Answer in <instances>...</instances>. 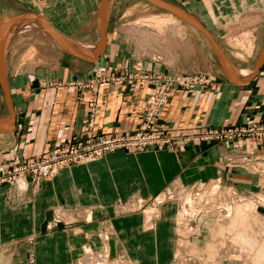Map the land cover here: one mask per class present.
I'll list each match as a JSON object with an SVG mask.
<instances>
[{
	"label": "crops",
	"instance_id": "obj_1",
	"mask_svg": "<svg viewBox=\"0 0 264 264\" xmlns=\"http://www.w3.org/2000/svg\"><path fill=\"white\" fill-rule=\"evenodd\" d=\"M123 1L0 0V165L16 158L29 162L74 137L84 138L92 93L71 82L87 80L102 66L113 80L99 88L95 134L122 136L141 128L159 87L152 76L180 69L144 61L133 44L139 28L136 33L129 28L133 24L126 21L125 12L119 23L113 22ZM159 1L200 21L236 68L239 82L228 76L216 55L215 64L203 72L211 84L175 87L161 111L157 128L175 141L172 148L118 150L63 166L37 189L32 183L27 188L23 183L4 187L0 264H83L86 249L105 254L102 264H178L179 202L149 206L155 210L151 222L146 212L135 211L138 202L200 183L226 185L254 201L264 196V139L228 144L196 140L207 129L264 121V0ZM145 3L165 10L137 0L128 11L143 10ZM168 12L174 17L164 23L188 24ZM253 18L256 22L249 21ZM230 27L236 28V40L243 41L244 32L254 34L250 51L237 47L227 54L223 42L236 41L228 39ZM201 40L199 51L204 55L207 43ZM137 62L142 72L135 71ZM130 73L148 78L133 80ZM125 207L135 210L123 214ZM260 212L264 217V208ZM212 221L203 227L201 249L211 239ZM231 230L221 232L222 242ZM222 242L215 246L218 251L224 249ZM218 251L211 257L217 258ZM226 255L219 262L237 264L239 259Z\"/></svg>",
	"mask_w": 264,
	"mask_h": 264
},
{
	"label": "rangeland",
	"instance_id": "obj_2",
	"mask_svg": "<svg viewBox=\"0 0 264 264\" xmlns=\"http://www.w3.org/2000/svg\"><path fill=\"white\" fill-rule=\"evenodd\" d=\"M136 1L137 0H124L122 4L115 9L113 13V22L119 23L121 16L123 17V13L125 12L127 16L125 18L127 19L126 21L129 23L132 22L133 24V26L129 28H132L134 33H136V29L139 28V31L137 32L138 36L133 40V44L136 45L138 49L144 54V61L159 63L162 66L170 64L171 66L180 69V71L176 72L175 74H157L152 76V81H157L160 84L164 80L171 79L175 82V84L179 85V83L185 79L191 80V87L195 85L211 84V79L203 72L206 70L208 71L211 65L215 64L217 59L213 47L207 37L198 31L196 32V30H194L195 27L190 26V28L188 24L181 20L180 21L182 22V25L179 23L174 24L173 21L164 23L163 20H167V18L172 19L174 16L168 11L161 9L159 10L146 3L143 10L140 9L138 11L133 10V12H129V6ZM249 21L256 22V19L253 18ZM241 23H243V21H241ZM243 24L246 26L249 25L246 23ZM235 29L236 28L233 27L229 28L230 33L228 39L230 37H233L235 40L239 38L238 34L235 32ZM247 32L248 33L244 32L243 34V41L236 40L235 42H229L227 44L223 42L227 54L232 52V50L233 52H236L238 48L250 51V49L253 47L252 40L254 38V34L251 31ZM200 40H204L205 43H207L206 53H204V55H201L199 51ZM239 57L243 58L242 55H239ZM233 60H235V62H242L240 58H233ZM249 61L251 64H254L256 60L253 58L249 59ZM142 66L143 65H141V62H137L136 66L134 67L135 71L142 72ZM194 67L200 68L201 72L194 74L187 72L189 69ZM131 74L135 75L133 73H130L129 75ZM142 76L143 73L141 74V77ZM143 77L148 78V76ZM149 78L151 80V77ZM208 81L209 83H206ZM178 85L175 87H178ZM160 133L171 140L172 146L163 145L157 148L149 147L141 149L140 151L164 147L172 148L175 144V141L166 136L163 131H160ZM199 136L196 139L197 141H201L199 140ZM234 142L235 141L232 143ZM208 143L219 144L215 142ZM258 200L259 201H254L247 199L244 196H240L234 189H229L226 185H220L219 183H213L211 185L200 183L194 184L191 187H187L185 189H178L176 191L173 190V192L170 191V193H167V196L161 195L157 199H153L151 201L144 200L138 202L136 205V210L133 208L130 211L129 208L125 207L121 210V212H123V214L125 212H133V210L146 212L149 222H151L154 219L152 215H154L155 210L149 206L153 207L155 204L161 205L167 201H178L180 205V210L176 218L177 233L179 236L177 249V258L179 260L178 264H184V262H187L188 264H222V261L219 262V260L225 259V253L227 252L228 254V251H231V249L234 247V242L231 240L230 233L226 235V238L222 242L221 231L228 230L229 228L231 229L233 221L235 222L238 218V223L242 224L240 220L242 219V216H237V219L235 218V213L238 210L246 211V213H254V216H258V214L255 213L257 210L259 215L262 216L260 211L261 208H264V196H260ZM244 218L245 217H243V219ZM262 218L264 219L263 216ZM209 220H213L209 228L211 231V239L207 242L206 247L201 249L199 242L204 241L205 243L204 235H202L203 227ZM250 221L251 220H249V222ZM221 242L222 246L224 245V249H219L218 257L212 258L211 252L215 251L214 247L219 245ZM85 252L86 257L84 256L82 260L83 264H93V262L96 264H102L106 259L105 254H97L91 249H86ZM242 262L237 260V262L234 263L243 264Z\"/></svg>",
	"mask_w": 264,
	"mask_h": 264
},
{
	"label": "built area",
	"instance_id": "obj_3",
	"mask_svg": "<svg viewBox=\"0 0 264 264\" xmlns=\"http://www.w3.org/2000/svg\"><path fill=\"white\" fill-rule=\"evenodd\" d=\"M107 70L102 66L97 68L87 80L71 82L72 85L92 93L88 131L85 137H74L53 151L29 162H21L16 158L5 165H0V191L6 186L11 187L20 185V183H23L25 188L29 183H32L37 189L43 180L54 176L63 166L80 165L118 150L140 151L149 147L172 146L171 140L163 136L156 128L159 115L167 104L172 89L178 85L171 79L164 80L159 84L139 131L111 137L95 134L94 120L98 109L99 88L102 84L113 80L107 75ZM129 77L133 80L141 79L137 74H131ZM191 84V80L184 79L178 87L188 88L191 87ZM243 138L264 139V121L210 129L199 136V140L207 143H232Z\"/></svg>",
	"mask_w": 264,
	"mask_h": 264
},
{
	"label": "bare ground",
	"instance_id": "obj_4",
	"mask_svg": "<svg viewBox=\"0 0 264 264\" xmlns=\"http://www.w3.org/2000/svg\"><path fill=\"white\" fill-rule=\"evenodd\" d=\"M238 212H239L238 215L242 216V219H240L242 224L238 223L239 221L238 222L236 221L234 224H232L230 237L232 242H234V247L231 249V251H228V255L226 256H229L228 259H235V260L239 259L240 261H243L245 264H264V223L261 222L263 219L260 221V219L257 216H254V213H246V211L243 210H238ZM243 217H245L246 219L244 218L245 219L244 220ZM249 220L251 221L249 222ZM222 234L223 233H221V235ZM214 248L216 253V250L218 251V249H216V247Z\"/></svg>",
	"mask_w": 264,
	"mask_h": 264
},
{
	"label": "water",
	"instance_id": "obj_5",
	"mask_svg": "<svg viewBox=\"0 0 264 264\" xmlns=\"http://www.w3.org/2000/svg\"><path fill=\"white\" fill-rule=\"evenodd\" d=\"M149 2L153 3L154 5L161 7L165 10L170 11L171 13H173L174 15L182 18V20H184L185 22H187L188 24L192 25L193 27H195L196 29H198L200 32H202L207 39L209 40L210 44L212 45L216 55L218 56L225 72L228 74V76L233 80V81H237L239 82V80L237 79V70L234 67V65L230 62V60L227 58V56L225 55V53L222 51V49L220 48L219 44L214 40V38L212 37V35L209 33V31L203 26L201 25L200 21L195 18L193 15L181 11L171 5H168L166 3H163L159 0H148ZM107 9L106 11L103 13V17H102V30L103 33L106 29V23H107ZM56 35V39L59 41V43H61L65 48L68 49L67 47V43L57 34ZM263 60V56L260 58L259 64H261ZM3 82V81H2Z\"/></svg>",
	"mask_w": 264,
	"mask_h": 264
}]
</instances>
